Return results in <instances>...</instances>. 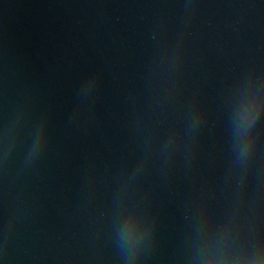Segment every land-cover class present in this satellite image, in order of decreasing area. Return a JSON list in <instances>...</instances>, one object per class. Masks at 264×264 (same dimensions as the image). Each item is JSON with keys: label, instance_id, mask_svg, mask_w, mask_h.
<instances>
[{"label": "water", "instance_id": "obj_1", "mask_svg": "<svg viewBox=\"0 0 264 264\" xmlns=\"http://www.w3.org/2000/svg\"><path fill=\"white\" fill-rule=\"evenodd\" d=\"M0 264H264V0H0Z\"/></svg>", "mask_w": 264, "mask_h": 264}]
</instances>
